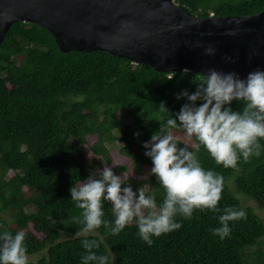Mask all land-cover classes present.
Returning a JSON list of instances; mask_svg holds the SVG:
<instances>
[{"label":"trees","instance_id":"trees-1","mask_svg":"<svg viewBox=\"0 0 264 264\" xmlns=\"http://www.w3.org/2000/svg\"><path fill=\"white\" fill-rule=\"evenodd\" d=\"M174 2L199 18L264 10V0ZM197 77L194 71L159 72L103 51L62 53L43 27L26 22L11 27L0 46V232L25 233L27 256L42 254L28 264H82L84 239L97 242L93 252L108 256V264L113 259L115 264H264V218L238 196L264 209V141L259 157L240 158L237 172L217 165L203 146L197 150L194 138L192 147L175 140L194 152L205 170L224 177L222 199L216 212L196 210L191 219L177 215L181 227L152 237L150 246L135 222L118 235L103 226L95 236L76 234L83 224L74 218L82 219V210L71 201L70 189L104 166L127 175L124 185L134 192L147 187L146 195L162 204L165 192L155 176L140 181L130 171L153 167L143 147L153 134L185 135L166 121L188 103L177 96L195 92ZM161 103L167 112L159 110ZM230 107L242 112L244 102ZM117 157L129 163H117ZM111 207L104 202L103 219L114 224ZM226 207L246 216L229 222L230 234L221 240L213 230L221 226Z\"/></svg>","mask_w":264,"mask_h":264},{"label":"clouds","instance_id":"clouds-1","mask_svg":"<svg viewBox=\"0 0 264 264\" xmlns=\"http://www.w3.org/2000/svg\"><path fill=\"white\" fill-rule=\"evenodd\" d=\"M206 54L212 55L213 50L207 49ZM184 71L188 72L187 69ZM197 79L200 83L195 92L190 94L185 90L177 96V99L187 98L188 103L182 106L176 118L167 119V127L175 129L179 126L189 140L194 138L197 141V150L203 146L217 165L238 172L241 157L248 162L251 157L261 154L260 141H264V71L255 70L241 79L235 72L209 70L207 75L198 74ZM233 101L244 102L242 112L230 107ZM159 110L167 112L163 103ZM143 147L145 156L151 158L153 164L151 175L165 192L162 204L158 207L155 198L146 195L144 187L134 192L130 184L124 185L121 175L104 166L70 189L71 201L82 210V219L74 218L83 224L77 235H98L96 230L101 226L110 234L118 235L135 222L140 239L150 246L152 237L158 238L181 227L176 222L177 215L191 219L196 210L218 211L224 187L222 175L205 170L194 152L178 147L170 132L153 134ZM105 201L112 206L114 224L103 219ZM245 216L242 210L224 208L219 216L221 226L213 230V235L225 239L231 231L229 222ZM24 241L23 231L14 235L7 230L0 232V264H28ZM82 245L86 250L82 264H108V256H98L93 252L99 246L95 240L84 239Z\"/></svg>","mask_w":264,"mask_h":264},{"label":"water","instance_id":"water-1","mask_svg":"<svg viewBox=\"0 0 264 264\" xmlns=\"http://www.w3.org/2000/svg\"><path fill=\"white\" fill-rule=\"evenodd\" d=\"M17 22L46 29L62 53L103 51L163 73L264 71V10L199 18L174 0H0V46Z\"/></svg>","mask_w":264,"mask_h":264},{"label":"rangeland","instance_id":"rangeland-1","mask_svg":"<svg viewBox=\"0 0 264 264\" xmlns=\"http://www.w3.org/2000/svg\"><path fill=\"white\" fill-rule=\"evenodd\" d=\"M173 135V134H172ZM175 137V140H180V141H183L184 143H186V145L188 147H192L193 145L191 144V141L186 137V135H173ZM91 145V144H90ZM88 153L90 152V146L88 147H85L84 148ZM115 161L117 163H121V164H127L129 163L128 159L126 158H120V157H117L115 158ZM151 170V169H150ZM150 170H142V173L140 174H137L133 168H131V171H130V177L134 178L135 180H139L140 181H144L146 179H148L150 176H151V172ZM12 173H10L11 175ZM121 176L124 178V181L128 179V176L127 175H123L121 174ZM233 186V183L231 184ZM147 189V187H145V190ZM239 198L242 200V204L244 206H251L255 209L256 213L258 215H260L262 218H264V209H260L258 208L257 204H255L252 200L248 199L247 197H244V196H241V195H238ZM64 239H67V236H64ZM42 256V254H38V255H33V256H28V261H37L38 259H40ZM113 263L115 264V259H113Z\"/></svg>","mask_w":264,"mask_h":264}]
</instances>
